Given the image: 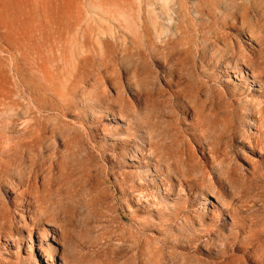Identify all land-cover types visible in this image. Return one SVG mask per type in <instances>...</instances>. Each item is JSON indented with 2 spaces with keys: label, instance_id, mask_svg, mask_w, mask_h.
<instances>
[{
  "label": "rangeland",
  "instance_id": "rangeland-1",
  "mask_svg": "<svg viewBox=\"0 0 264 264\" xmlns=\"http://www.w3.org/2000/svg\"><path fill=\"white\" fill-rule=\"evenodd\" d=\"M0 264H264V0H0Z\"/></svg>",
  "mask_w": 264,
  "mask_h": 264
},
{
  "label": "bare ground",
  "instance_id": "bare-ground-1",
  "mask_svg": "<svg viewBox=\"0 0 264 264\" xmlns=\"http://www.w3.org/2000/svg\"><path fill=\"white\" fill-rule=\"evenodd\" d=\"M40 249H42L43 254H44V256L46 257V258H45V261H48V262L53 261L52 257H50V255L46 252V249H45V248H43V247L41 246ZM44 252H45V253H44Z\"/></svg>",
  "mask_w": 264,
  "mask_h": 264
}]
</instances>
